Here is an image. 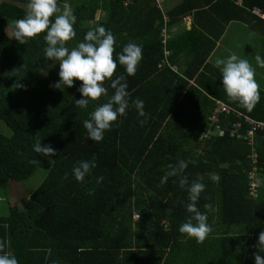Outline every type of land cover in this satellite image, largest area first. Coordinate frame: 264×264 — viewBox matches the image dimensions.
Listing matches in <instances>:
<instances>
[{
  "label": "trees",
  "instance_id": "1",
  "mask_svg": "<svg viewBox=\"0 0 264 264\" xmlns=\"http://www.w3.org/2000/svg\"><path fill=\"white\" fill-rule=\"evenodd\" d=\"M123 1L58 0L60 6L74 5L77 17L76 36L65 46L71 50L97 27L110 30L116 41L113 79L124 75L128 85L126 115L104 132L102 141L94 142L83 121L114 94L111 81L104 84L107 95L90 101L87 108L77 107L80 81L71 88L50 87L59 82V64L44 55L46 33L20 45L7 32L14 20L24 18L29 0H0V192L10 196V187L31 178L41 164L47 170L25 206L9 204L5 214L0 213L5 251L19 264H168L172 255L196 241L179 232L191 215L187 189L179 186V177L160 184L169 164L185 160L195 161L182 173L189 182L204 177L197 207L205 212L204 205H212L207 212L210 234L222 239L231 231L237 235H229L235 245L228 255L237 257L228 264H241L242 259L255 264L254 245L264 231V131L253 138L254 144L232 138L229 130L237 119L221 115L225 133L219 136L208 117L215 101H221L264 122V86L258 82L260 100L249 111L229 100L215 63L224 54L218 42L232 24L247 26L254 46L264 45V19L254 13H264V0H162L161 7L156 0H135L126 7ZM98 9L103 18L88 27ZM188 18L191 29L185 27ZM164 26L167 32L176 29L169 39H163ZM245 37L230 34L223 43L237 48L246 44ZM130 41L143 50L134 76L118 61ZM164 48L171 65L162 63ZM263 51L254 49L241 57L263 73L255 59L264 58ZM13 69L19 70L15 77L7 75ZM17 81L24 88L13 87ZM136 98L144 102V117L132 105ZM37 136L57 155L36 154ZM34 159L41 163H30ZM80 161L96 165L82 182L72 172ZM213 172L218 182L209 179ZM252 172L259 185L255 198L248 190Z\"/></svg>",
  "mask_w": 264,
  "mask_h": 264
},
{
  "label": "clouds",
  "instance_id": "2",
  "mask_svg": "<svg viewBox=\"0 0 264 264\" xmlns=\"http://www.w3.org/2000/svg\"><path fill=\"white\" fill-rule=\"evenodd\" d=\"M162 2V0L161 2L156 0L159 7ZM53 17L54 21L50 19ZM76 21L77 17L73 9L67 3L61 8L58 0H29L24 18L13 21L12 35L20 45H25L29 39L46 33L44 39L47 47L44 49V55L47 61H56L59 64V82L50 87L60 89V85L64 84L71 88L74 86V81H80L82 86L78 91L82 98L75 101L79 108H87L90 101H97L107 95V88L104 84L105 81H111L110 86L114 89V94L106 103L97 106L90 113V119L83 121V128L87 130L88 138L94 142H100L104 132L111 129L118 117L126 115L130 93L127 91L128 85L124 75L113 79L117 70V61L114 59L116 41L110 30L103 26L97 27L95 30L88 31L84 36V42L78 43L71 50L65 46L76 36L74 29ZM173 32L174 29L168 30L167 39ZM142 51L140 45L131 41L123 47L118 61L119 65L124 66L128 76L135 75L142 60ZM255 59L260 67H264V58L257 55ZM215 63L220 68L223 89L229 100L251 111L260 100V86L255 79L253 67L247 60L239 59L236 54H231L227 59L218 58ZM168 64L171 65L169 61ZM173 67L177 70L176 65ZM18 71L13 69L7 75L15 77ZM13 87L24 88V85L17 81ZM132 105L137 109L139 116L146 115L143 111L144 102L141 99L136 98L132 101ZM33 150L44 158L57 155L53 147L50 144L43 145L38 136L34 138ZM30 163L39 164L41 161L34 159ZM189 163L195 164V161L180 160L177 164H169V171L161 177L160 184L167 183L169 177H179V186L182 189L186 188L188 192L190 202L186 205V210L191 214L189 219L180 224L179 232L202 243L212 231L208 223L207 212L213 209L212 205L207 203L204 205L205 212H201L197 207L201 193L205 190L204 177L198 176L189 182L188 178L182 175ZM95 166L89 161L78 162L72 170L74 178L82 182ZM208 177L213 182L219 181L218 174L214 172L209 173ZM65 179H67V174H65ZM102 179L103 177L98 178L97 182H101ZM89 194L91 195L92 192ZM166 211L171 213V209ZM6 247V242L0 241V253H3L0 254V264H19L14 254L5 251ZM254 248L256 249L253 253L255 264H264V256L261 255L264 253V231L259 233Z\"/></svg>",
  "mask_w": 264,
  "mask_h": 264
},
{
  "label": "crops",
  "instance_id": "3",
  "mask_svg": "<svg viewBox=\"0 0 264 264\" xmlns=\"http://www.w3.org/2000/svg\"><path fill=\"white\" fill-rule=\"evenodd\" d=\"M191 25H192V20L190 18L185 19L186 29H191ZM247 29H248L247 26H241L240 24H236V23L230 25L227 28L226 36H224L222 40L218 42V45H217L218 51H220V49L222 50L224 49L225 44L223 42L225 40L227 43V36L230 34L233 37L246 36L245 37L246 44L244 45H247V46L253 45V48H247V49L246 47L243 48V49H246L245 54H247L251 50L257 49L258 47L262 48L261 46H264V45L254 46L253 44L254 38L252 36L247 35V32H246ZM174 31L176 32V29H174ZM228 47L230 48H227L226 52L223 51L224 54H222V59H227L231 54H236L239 59L244 58V57H241L242 55L240 54L242 49L238 50L237 48H234L233 45H231L230 43ZM231 47L236 50L232 51ZM256 74L258 78H255V79L257 83L259 82V84H261L262 86L264 84V72L256 73ZM234 233L235 232L231 231L230 234L226 235V239L220 238V235L218 234L217 235L210 234L202 243H198L197 241H195V243L193 244L190 243L189 245H186L183 249L179 250L180 254L172 255L171 258H169L168 264H228L230 261L235 260V258L237 257V255H233V256L228 255L229 252L231 253V249L235 245L234 241L231 238H229V235L233 237L234 235H236ZM242 235L247 236V234H242ZM227 237L231 240L227 239ZM244 262L245 260L242 259L241 264H244ZM161 264H166V262L163 263L162 261Z\"/></svg>",
  "mask_w": 264,
  "mask_h": 264
},
{
  "label": "built area",
  "instance_id": "4",
  "mask_svg": "<svg viewBox=\"0 0 264 264\" xmlns=\"http://www.w3.org/2000/svg\"><path fill=\"white\" fill-rule=\"evenodd\" d=\"M135 2V0H124L123 5L126 7L128 5H131ZM159 2V0H157ZM254 13L257 15L261 16L264 18V13H262L259 9H255ZM167 23V20L165 19V24ZM162 36L163 39H167V30L164 26L162 30ZM164 43V40H163ZM169 56V51L166 50L165 48L163 49V58H162V63L164 65H169L167 58ZM174 71H176V67H171ZM223 117H231L235 116L237 119L236 122L232 123L233 127L231 130H229V136L232 138H237V139H243L245 141H249L251 144L253 143V138L257 135L258 132H263L264 131V122L262 121H257L249 116L244 115L243 113L236 111L235 109L229 107L225 103L221 101H215V107L211 113V115L208 117V120L212 123L215 124L214 129H216V133L219 136L224 135L225 130L223 126L221 125L220 121V116ZM243 132V133H242ZM254 159V163L256 162V155L254 154L252 156ZM256 175L254 172L250 174V179H249V194L255 198L258 197V191H259V185L256 181ZM136 218V216H135Z\"/></svg>",
  "mask_w": 264,
  "mask_h": 264
},
{
  "label": "rangeland",
  "instance_id": "5",
  "mask_svg": "<svg viewBox=\"0 0 264 264\" xmlns=\"http://www.w3.org/2000/svg\"><path fill=\"white\" fill-rule=\"evenodd\" d=\"M177 1H179V0H168V3L169 4L170 3L171 4H175V3H177ZM160 2H161V0H160ZM67 4H69V3H67ZM69 5L73 9L74 5H72V4H69ZM62 7H63V4L61 5V8ZM169 7H171V6H169ZM103 15L104 14H103V11L101 9L96 10L95 13H94V19L92 20V22H88L87 26L89 27V26L93 25L94 23H97L98 21H101V19L103 18ZM164 19L167 20L166 17ZM6 29H7L8 34L12 35L13 27L11 25H8L6 27ZM174 32L172 34H174ZM245 47H246V49L247 48H253V45H248V46L244 45L243 47L242 46H238L237 47L238 50L242 49L241 53H240L241 55L246 53V49H243ZM261 47L264 50V46H261ZM227 48H230V47H228V45L224 46L223 51L226 52ZM231 50L235 51L236 49L231 47ZM257 51H260L259 47L257 48ZM255 69H257V68L255 67L254 70ZM255 72L260 73L259 70H255ZM7 102H10V100H7ZM252 144H254V143H252ZM46 174H47V170L44 168L43 164H41V166L38 168V170L35 173V175H33L31 178H29V179H27L25 181H22L20 183L14 184V185H12L10 187V189H9L10 196L7 197V195L4 194L1 191L0 192V213L4 215L5 211H6V208H8L9 204H10V206H14V205L25 206L26 202L28 201L29 193H31L33 190H35L38 187V185L43 181V179L46 176Z\"/></svg>",
  "mask_w": 264,
  "mask_h": 264
}]
</instances>
